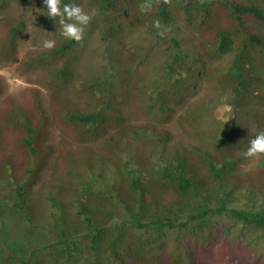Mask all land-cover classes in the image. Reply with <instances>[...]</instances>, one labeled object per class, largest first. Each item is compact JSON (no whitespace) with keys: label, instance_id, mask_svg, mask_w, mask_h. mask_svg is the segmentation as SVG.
<instances>
[{"label":"trees","instance_id":"trees-1","mask_svg":"<svg viewBox=\"0 0 264 264\" xmlns=\"http://www.w3.org/2000/svg\"><path fill=\"white\" fill-rule=\"evenodd\" d=\"M76 2L96 12L79 42L60 35L43 0H0L3 42L18 37L30 14L55 40L26 63L45 74L49 114L32 88V99L4 123L21 150L18 163L0 151L2 191L12 190L20 217L42 225L45 236L40 246L28 242L17 264H252L255 254L264 257V162L240 174L233 172L238 156L228 155L246 150L252 131L264 129V0ZM176 107L187 139L173 143L149 116L156 112L164 123ZM135 115L144 120L132 121ZM56 126L62 142L66 131L122 139L137 177L127 169L109 182L112 171H104L105 181L96 168L77 169L78 181L96 180L86 192L111 184L117 199L126 196L121 205L98 211L105 202L97 199L81 219L85 197L78 194L76 210L77 193L67 191L73 205L50 211L49 197H60L34 182L54 153L44 136ZM140 139L156 145L154 158L137 150ZM60 171L52 159L47 179L61 173L62 192L76 189L68 170ZM138 181L149 190L137 194Z\"/></svg>","mask_w":264,"mask_h":264},{"label":"rangeland","instance_id":"rangeland-1","mask_svg":"<svg viewBox=\"0 0 264 264\" xmlns=\"http://www.w3.org/2000/svg\"><path fill=\"white\" fill-rule=\"evenodd\" d=\"M4 33V27L0 23V36ZM49 34L46 30L39 25L38 19L34 15H29L26 19L25 28L12 42L5 43L0 39V151L5 150L6 154H12L13 158L17 161L20 148L16 146L15 141L12 139L14 129L8 127L4 129V123L7 122L9 114L17 107H24L19 104H26L32 99L30 93L33 91L32 88L39 90V97L43 108L44 114H49V104L47 101V88L45 86V74L40 66L26 65L29 59L36 55L38 51L43 48V40L49 39ZM44 84V86L42 85ZM200 94V93H199ZM202 94V93H201ZM69 96V95H68ZM70 97V96H69ZM126 110V108H124ZM153 110V109H152ZM34 111L31 110V114ZM150 115L152 121L155 123L156 128H164L168 131L169 142L177 143L179 141H186L187 137L185 134L180 132L179 127L175 123V117L179 114V109L176 107L174 115L166 122L161 123L156 118H161L160 114ZM142 115H135L132 117V121H143ZM260 129H254L252 132H257ZM63 132L58 127H49L48 134L44 136V144L54 149V153L46 160L45 166L39 172V177L34 182V189L43 184L39 190L52 189L54 197H60L59 201H55L52 197H49V203L52 200L53 208L50 211L59 213L60 208L63 204H68L66 192H76L75 196V209L78 210V194L84 196V206L80 209L82 211V218L90 216V212L87 210L88 207L95 205L96 200L104 201L103 207L98 206V211L111 210L110 203L115 205L119 204L125 195L121 194L117 199L116 194L113 193L112 185L104 186L105 188H91L90 191L86 190L90 188V183H95L94 179H84L78 181V171H84L88 168H96L100 171L101 179L106 181V172H111L110 181H114V176L125 172L127 169L133 171V175L137 177L138 170L133 162L132 154L124 153L121 151L124 142L120 137H114L112 141H105L102 138H83L79 139L74 134L65 132L64 140L62 142ZM3 139L4 142H3ZM62 142V143H61ZM144 142V143H143ZM142 148H146L148 152V158H154L156 154V145L151 141L145 142L143 139L139 140L137 150L140 151ZM149 148V149H148ZM140 149V150H139ZM99 150V152H98ZM93 151L99 157L104 159L99 162L98 158L94 156ZM245 150H234L229 152V157L232 155L238 156V164L233 170L235 173H242L256 170L260 168L264 162V154H260L255 157H245ZM60 160V172L66 173V169L70 174V181L76 186V189L68 190L62 183L63 175L57 173L53 178L47 179L49 176L51 161L52 159ZM89 161V163H86ZM126 166H128L126 168ZM106 172L104 173V171ZM128 172V171H126ZM129 173V172H128ZM67 174V173H66ZM16 175V173H15ZM77 175V176H76ZM43 180L44 183H43ZM51 182V184H50ZM65 182V181H64ZM79 183V184H78ZM89 183V184H88ZM3 183L0 182V264H17L21 252L26 248V244L31 242L35 246H40L45 242V236L40 230L42 225L33 222V225L27 224L20 217L16 209L12 205V196L9 191H2ZM79 185V190L78 186ZM96 185L93 184V187ZM150 187L142 186L141 181L137 183V194L139 192H146ZM50 193V192H48ZM39 202V199H37ZM62 200V201H60ZM73 203L69 206H72ZM86 213V215L84 214ZM35 225L37 227H35ZM56 227L58 225L55 223ZM44 228V227H43ZM223 235H225L222 232ZM174 234H172L173 237ZM171 237V238H172ZM221 239L218 240V243ZM175 244L169 245V249H173ZM164 254V253H163ZM167 254V250L165 251ZM260 254H255L252 258V264H264V257H260ZM243 257V256H242Z\"/></svg>","mask_w":264,"mask_h":264},{"label":"clouds","instance_id":"clouds-1","mask_svg":"<svg viewBox=\"0 0 264 264\" xmlns=\"http://www.w3.org/2000/svg\"><path fill=\"white\" fill-rule=\"evenodd\" d=\"M46 6V16L52 18L60 25V35L68 40L81 41L84 37L85 30L89 25L93 16L96 15L95 10L91 13L86 12L76 0H43ZM153 26L157 29L161 27L159 20L153 21ZM164 35L163 31L159 33ZM43 47L51 49L55 46L54 39H44ZM264 154V130H259L250 139L248 146L244 152V156L255 157Z\"/></svg>","mask_w":264,"mask_h":264}]
</instances>
